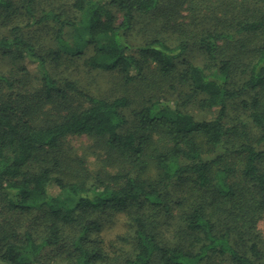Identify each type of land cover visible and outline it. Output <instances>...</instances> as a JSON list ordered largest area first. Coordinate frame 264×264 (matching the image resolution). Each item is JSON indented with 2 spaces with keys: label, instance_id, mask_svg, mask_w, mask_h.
I'll list each match as a JSON object with an SVG mask.
<instances>
[{
  "label": "trees",
  "instance_id": "1",
  "mask_svg": "<svg viewBox=\"0 0 264 264\" xmlns=\"http://www.w3.org/2000/svg\"><path fill=\"white\" fill-rule=\"evenodd\" d=\"M0 58V264H264V0H0Z\"/></svg>",
  "mask_w": 264,
  "mask_h": 264
},
{
  "label": "rangeland",
  "instance_id": "2",
  "mask_svg": "<svg viewBox=\"0 0 264 264\" xmlns=\"http://www.w3.org/2000/svg\"><path fill=\"white\" fill-rule=\"evenodd\" d=\"M185 56L187 58L192 59L195 63H198V64H201L203 61V55L198 51L188 52ZM5 59H7V58H5ZM0 62H1V60H0ZM30 67H32V69H33L32 65ZM104 78L105 77L99 78V81L101 84L104 83ZM194 112L198 113L196 110H194ZM202 115L209 118L213 115V113L208 112L205 114L202 112ZM64 141H65L66 145L70 144L72 147L77 148V152L80 154H82L84 149L87 148L91 143V141L84 135H81V136L70 135ZM87 160H88L87 165H88L89 169H91V170L96 169L97 166L95 164V156L92 153L87 152ZM260 227L262 229H264V214L260 220ZM124 230H125L124 217L122 215H119V216L115 217L113 219V221L106 224L104 229H102V231H101V235L105 238H112V237H114V235L124 232Z\"/></svg>",
  "mask_w": 264,
  "mask_h": 264
}]
</instances>
